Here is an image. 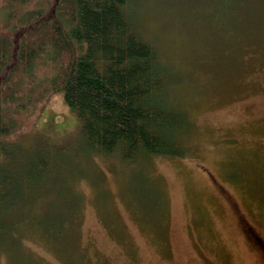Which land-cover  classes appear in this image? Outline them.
<instances>
[{"label": "rangeland", "instance_id": "374dc122", "mask_svg": "<svg viewBox=\"0 0 264 264\" xmlns=\"http://www.w3.org/2000/svg\"><path fill=\"white\" fill-rule=\"evenodd\" d=\"M18 9L0 0V21ZM125 12L168 69L188 153L127 161L89 150L48 86L47 49L35 93L51 95L28 106L6 140L12 160L0 158L18 185L0 213V264H264V0H130Z\"/></svg>", "mask_w": 264, "mask_h": 264}, {"label": "trees", "instance_id": "16d2710c", "mask_svg": "<svg viewBox=\"0 0 264 264\" xmlns=\"http://www.w3.org/2000/svg\"><path fill=\"white\" fill-rule=\"evenodd\" d=\"M35 1L40 0H6L8 8L21 9L6 13L9 21H0V158L12 160L6 140L24 126L28 106L51 95L35 93L42 64L37 62L51 48L56 74L48 86L64 93L89 150L127 161L186 156L182 143L189 119L167 101L168 69L161 66L154 45L136 33L125 12L130 0H41L42 8L32 9ZM14 185L9 164L0 166V213L13 207ZM69 224L56 225L55 234L67 231Z\"/></svg>", "mask_w": 264, "mask_h": 264}, {"label": "bare ground", "instance_id": "6f19581e", "mask_svg": "<svg viewBox=\"0 0 264 264\" xmlns=\"http://www.w3.org/2000/svg\"><path fill=\"white\" fill-rule=\"evenodd\" d=\"M74 114V113H73ZM75 115V114H74ZM76 116V115H75ZM77 117V116H76ZM78 118V117H77Z\"/></svg>", "mask_w": 264, "mask_h": 264}]
</instances>
